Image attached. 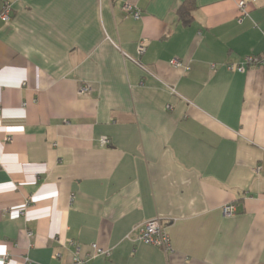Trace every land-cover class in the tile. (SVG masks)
I'll use <instances>...</instances> for the list:
<instances>
[{"label": "crops", "instance_id": "crops-1", "mask_svg": "<svg viewBox=\"0 0 264 264\" xmlns=\"http://www.w3.org/2000/svg\"><path fill=\"white\" fill-rule=\"evenodd\" d=\"M4 1L0 264H264V0Z\"/></svg>", "mask_w": 264, "mask_h": 264}, {"label": "built area", "instance_id": "built-area-1", "mask_svg": "<svg viewBox=\"0 0 264 264\" xmlns=\"http://www.w3.org/2000/svg\"><path fill=\"white\" fill-rule=\"evenodd\" d=\"M239 6L244 12H246L245 10L246 4L244 0H241L239 2ZM11 7L12 6L10 2L4 1L3 10L0 13V19L2 21L9 22L12 20ZM124 10L132 13L136 18L140 17L141 14L140 9L132 4L125 5ZM145 48H146L145 45L143 43H140L138 45L139 54L144 53ZM126 57L130 60L135 61L146 73L154 76L153 72L147 66L143 65L139 60H136L129 55H126ZM171 63L175 66H183L181 60L177 58L172 59ZM263 63H264L263 55L251 54L245 57L237 65H229V68L236 69L239 72H245L249 66L260 65ZM169 89L172 93H176V90L174 88L169 87ZM87 92H89L88 87H83L81 89V93H87ZM102 142L103 144H107L109 143V140L107 138H102ZM223 212L227 216H232L236 214L237 207L234 204H227L223 206ZM139 239L146 244L157 246L167 253L173 251L171 237L168 232V228L162 223V220L159 217L150 219L143 224L140 230ZM92 248L94 250V252L92 253L93 256L97 254H109V252L99 248L97 244H93ZM24 262H25L24 264H28V258H26ZM85 262H86L85 257L82 256L80 252V248H78L77 253L73 258V264H84Z\"/></svg>", "mask_w": 264, "mask_h": 264}, {"label": "trees", "instance_id": "trees-1", "mask_svg": "<svg viewBox=\"0 0 264 264\" xmlns=\"http://www.w3.org/2000/svg\"><path fill=\"white\" fill-rule=\"evenodd\" d=\"M192 1L189 2V6H182L180 9V18L183 21L184 24H190L191 21L193 20V15H192Z\"/></svg>", "mask_w": 264, "mask_h": 264}]
</instances>
